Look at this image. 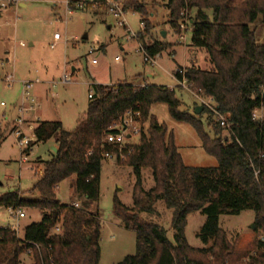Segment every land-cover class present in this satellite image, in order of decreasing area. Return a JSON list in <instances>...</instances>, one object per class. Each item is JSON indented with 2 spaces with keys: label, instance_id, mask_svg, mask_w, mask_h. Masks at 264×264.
Wrapping results in <instances>:
<instances>
[{
  "label": "trees",
  "instance_id": "trees-1",
  "mask_svg": "<svg viewBox=\"0 0 264 264\" xmlns=\"http://www.w3.org/2000/svg\"><path fill=\"white\" fill-rule=\"evenodd\" d=\"M163 8L177 35L181 12H185L190 46L205 52L210 67L186 66L184 78L192 91L212 99L226 125L212 121L214 111L202 105L210 134L200 115L181 111L174 89L165 86L91 85L92 98L73 129H64L60 121H37L26 153L39 142L53 138L57 143L55 154L40 160L42 172L29 190L39 198L24 200L15 190L0 197V206L34 208L41 219L26 225L22 235L0 227V264H22L23 255L30 258L25 264H99L102 224L97 202L100 166L106 154L132 167L135 176L133 205L113 199L122 225L136 232L134 254L117 264H264V121L252 119L254 109L264 105V40L256 41L252 27L257 21L264 23V0H163ZM123 9L139 12L143 32L148 34L151 24L145 0H124ZM192 10L195 14L189 16ZM168 46L154 41L145 50L156 56ZM181 68L173 74L177 81L182 78ZM156 103L166 104L173 119L192 126L204 151L216 158V166L183 162L172 133L151 113ZM128 111L139 112L134 117L140 124L138 139L119 148L106 136L119 131ZM223 131L227 136L222 137ZM3 138L0 133V142ZM143 168L152 171L154 185L148 190L141 182ZM71 177L75 194L82 199L78 207L74 202L62 204L56 195L60 182ZM157 200L172 210L173 241L165 228L140 218L141 213L154 210ZM244 210L253 212L258 238L253 251L240 254L219 227L218 216ZM194 211L206 216L198 232L202 247H192L184 238L186 216ZM56 226L59 231L54 230Z\"/></svg>",
  "mask_w": 264,
  "mask_h": 264
},
{
  "label": "rangeland",
  "instance_id": "rangeland-1",
  "mask_svg": "<svg viewBox=\"0 0 264 264\" xmlns=\"http://www.w3.org/2000/svg\"><path fill=\"white\" fill-rule=\"evenodd\" d=\"M20 2H23V6H19ZM145 5L149 12L147 19L151 24L148 34L143 32L142 15L133 9H127L123 17H117L104 8L80 9L70 4L72 13L67 14L65 0H19L1 10L0 58L8 59L4 69L6 73L13 75V82L6 86L0 81V133L4 135L0 142V197L7 192L19 190L24 200L39 198L37 193L29 190L42 172L40 160H49L57 150V143L53 138L36 143L23 160L16 135L12 132L16 129L24 131L34 141L33 126L38 119L61 121L64 129H73L77 119L86 110L89 91L93 93L92 86L88 85L91 77L98 82L109 83L110 87L123 82L141 84L146 81L150 85L174 89L175 96L181 103L180 110L194 116L200 115L206 130L211 134L210 127L207 126V114L201 115L203 108L198 115L194 114L195 107L202 105L201 101L189 89L177 86L173 76L178 67L191 64L208 69L210 66L205 52L189 45L190 33L187 34L186 42L179 44L178 35L171 29L168 14L163 8V0H145ZM194 14L195 11L192 10L189 16ZM121 19H125L126 26L119 25L118 21ZM252 27L255 29L256 41L262 43L264 23L257 21ZM128 29L135 34L134 37H129ZM162 32H165V36ZM54 33H59L61 39L54 40ZM141 34L143 38L140 37ZM154 41L170 46L161 51L154 63L144 61L147 53L145 46ZM92 59L96 63H91ZM64 74L69 76V81H63ZM23 81L32 84L30 93L35 98L36 108L26 112L25 120L22 124H17L15 119L19 112L15 104L22 99ZM48 82L51 84L48 85ZM151 113L158 123L166 126L167 132L172 133L174 144L186 165H217L216 158L202 148L192 126L173 119L166 104H153ZM212 121L216 123L217 120L212 118ZM30 125L32 127L28 128ZM134 125L139 131L140 124ZM225 136L227 132L223 131L222 137ZM137 139L138 135L127 143L134 144ZM141 182L145 190L154 185L151 169L141 170ZM134 183L132 167L116 163L115 158L102 161L97 202L102 224L99 264H117L125 256L135 252L136 232L125 228L113 209L114 197L128 207L133 205ZM56 195L62 204L76 202L80 205L82 200L75 194L73 177L60 182ZM19 209L24 212V217H17L16 209L0 206V227L12 228L22 235L26 225L41 219V213L34 208ZM140 218L144 222L165 228L167 237L173 241L172 210L162 200L155 202L152 212L141 213ZM205 220L206 216L200 211L186 216L184 238L188 245H204L198 232ZM253 221L254 214L251 210L218 216L219 227L226 232L237 253L255 249L258 233L255 232V227H251ZM21 258L22 264L30 261L25 255Z\"/></svg>",
  "mask_w": 264,
  "mask_h": 264
},
{
  "label": "built area",
  "instance_id": "built-area-1",
  "mask_svg": "<svg viewBox=\"0 0 264 264\" xmlns=\"http://www.w3.org/2000/svg\"><path fill=\"white\" fill-rule=\"evenodd\" d=\"M18 1L19 0H0V11L3 9H6L11 4H14L15 2H18ZM70 2H71V0H65L66 7H67V11H66L67 14L72 13V10L69 9ZM72 3L74 4L75 7L80 8V9L86 8V7L104 8L109 14L115 15L117 17H123L125 14V10L123 9L124 0H72ZM181 16H182V19L180 22L181 33L178 35V42H179V44H184L187 40V34L190 33V31H189L188 19H187L185 12H181ZM118 23H119V25L126 26L125 19H121L120 21H118ZM128 32L130 35L129 37L135 36V34L131 30L128 29ZM53 38L59 39L60 34L54 33ZM157 56L158 55L151 56L148 53H145L144 61H149L151 63H154ZM91 63H93V64L96 63V60L92 59ZM184 68H185V66H182L181 69H178V73L181 74L182 78H181V80H178V81L176 80V82L178 84L177 86L183 87L185 89H189V91L193 92L196 95V97L201 101L202 105H205L214 111L215 118L219 122V124L221 126H225L226 125L225 117L215 110V108L213 107L212 99L211 98H203L198 93H195L194 91H192L190 89V85L186 82L184 75H183L184 74ZM0 81H2L6 86H10L11 83L13 82V75L7 73L6 75H4L3 77L0 78ZM63 81L64 82L69 81V76L64 75ZM22 84H23V86H22V92H23L22 93V99L16 105L17 110L19 112V116H17V118L15 119L17 121V124H22V121L25 120L24 114L26 112L36 108L35 99L30 93V89L32 87L31 82L23 81ZM147 84L148 83L146 81H144L143 83L140 84V86L145 87ZM92 95H93V93L90 90L88 93V99H91ZM135 116L138 117L139 112L128 111L127 115L123 119L122 125L118 126L119 131L115 134L114 133L108 134L106 136V140L108 142L117 144L119 148L125 147L126 144H129V143H127V141L129 142L132 137L139 134V131L135 128V125H134L135 123L137 124V122L134 121ZM252 119L257 120V121H264V105H261V106L257 107L256 109H254V111L252 112ZM27 127L31 128L32 125L27 126ZM33 129H34V127H33ZM12 133L16 135L17 144L21 148V156H22L23 160H25L26 155H28L26 153L25 149L29 148L32 140L30 137L26 136L24 131H21L19 129L14 130ZM32 136L34 138L33 134H32ZM120 157L123 158L122 155H120ZM106 158L107 159H114L115 158V160H116V156L112 155V154H106ZM73 204L75 207H78V203L75 202ZM15 215L17 217H23L24 212L20 211V209L17 208ZM54 230L59 231L58 226H56L54 228Z\"/></svg>",
  "mask_w": 264,
  "mask_h": 264
},
{
  "label": "crops",
  "instance_id": "crops-1",
  "mask_svg": "<svg viewBox=\"0 0 264 264\" xmlns=\"http://www.w3.org/2000/svg\"><path fill=\"white\" fill-rule=\"evenodd\" d=\"M70 4H71V6H74V4L72 3V1L70 2ZM70 4H69V6H70ZM19 6H23V2H20L19 3ZM2 13H3V11H0V17H1V15H2ZM61 39V37L59 38V39H54V40H60ZM189 45H190V43H189ZM0 59H2V58H0ZM207 61V60H206ZM208 62V61H207ZM8 63V59L5 57V59H2V60H0V76H4L5 74H7L6 73V69H4L5 68V64H7ZM186 67V66H185ZM73 70H75V69H73ZM64 75H67V74H64ZM143 83V82H142ZM51 84V82H48V85H50ZM95 84H103V85H110L109 83H101V82H98V81H96L94 78H92L91 77V82L88 84L89 86H91V85H95ZM112 85V84H111ZM135 85H136V83H135ZM35 99V98H34ZM17 104H15V106H16ZM37 113H38V111H37ZM28 120V119H27ZM37 121H48V120H42V119H38V120H36V123H37ZM54 121H57V120H54ZM61 122V121H60ZM36 123H35V125H36ZM62 123V122H61ZM35 125L33 126V127H35ZM24 216H25V214H24ZM23 216V217H24Z\"/></svg>",
  "mask_w": 264,
  "mask_h": 264
},
{
  "label": "water",
  "instance_id": "water-1",
  "mask_svg": "<svg viewBox=\"0 0 264 264\" xmlns=\"http://www.w3.org/2000/svg\"><path fill=\"white\" fill-rule=\"evenodd\" d=\"M162 35L165 36V32H162ZM202 110V105H198L195 107L194 109V114L198 115ZM252 228H254V225L252 224L251 226Z\"/></svg>",
  "mask_w": 264,
  "mask_h": 264
}]
</instances>
